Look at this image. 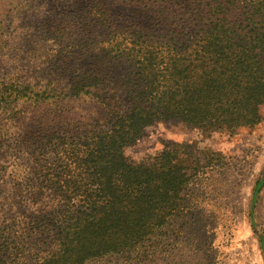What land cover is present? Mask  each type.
I'll list each match as a JSON object with an SVG mask.
<instances>
[{"label":"rangeland","instance_id":"374dc122","mask_svg":"<svg viewBox=\"0 0 264 264\" xmlns=\"http://www.w3.org/2000/svg\"><path fill=\"white\" fill-rule=\"evenodd\" d=\"M164 2L178 4L177 12L157 25L154 7ZM189 4L0 0V264H40L50 249L40 222L49 199L33 171L56 158L60 125L84 129L101 116L92 97H125L140 81L127 54L135 52L142 24L156 35L172 30ZM115 53L125 56L109 63ZM97 72L107 73L104 83L89 78ZM260 113L259 123L234 132L206 134L178 119L149 126L126 149L131 158L140 161L178 142L179 156L192 167L200 161V174L191 180L183 214L156 238L91 264H264V105Z\"/></svg>","mask_w":264,"mask_h":264},{"label":"trees","instance_id":"16d2710c","mask_svg":"<svg viewBox=\"0 0 264 264\" xmlns=\"http://www.w3.org/2000/svg\"><path fill=\"white\" fill-rule=\"evenodd\" d=\"M188 1L191 10L172 30L156 35L140 27L135 52L127 54L138 64L135 87L125 97H108L105 86L99 88L104 97L92 98L101 116L84 129L69 130L70 121L60 125L56 158L33 171L49 199L40 222L50 249L40 264H91L133 252L183 214L200 161L192 167L179 156L178 142L140 161L126 152L155 122L178 119L210 134L262 120L264 0ZM175 6L154 7L157 25L162 15L177 12ZM124 56L107 58L112 63ZM105 74L89 78L104 83Z\"/></svg>","mask_w":264,"mask_h":264}]
</instances>
